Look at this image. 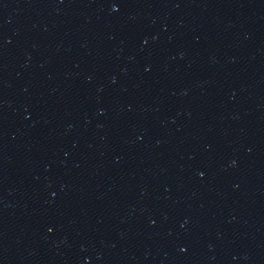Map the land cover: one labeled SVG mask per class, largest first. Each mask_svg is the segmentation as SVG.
Returning <instances> with one entry per match:
<instances>
[{"label": "water", "instance_id": "1", "mask_svg": "<svg viewBox=\"0 0 264 264\" xmlns=\"http://www.w3.org/2000/svg\"><path fill=\"white\" fill-rule=\"evenodd\" d=\"M0 264H264V0H0Z\"/></svg>", "mask_w": 264, "mask_h": 264}]
</instances>
